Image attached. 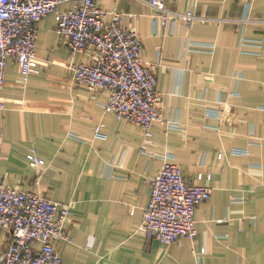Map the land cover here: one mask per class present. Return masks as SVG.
Wrapping results in <instances>:
<instances>
[{
    "label": "crops",
    "instance_id": "0c3cea01",
    "mask_svg": "<svg viewBox=\"0 0 264 264\" xmlns=\"http://www.w3.org/2000/svg\"><path fill=\"white\" fill-rule=\"evenodd\" d=\"M163 1L201 19L162 27L151 0L97 5L139 33L144 61L158 64L163 122L184 130L155 123L142 153L143 128L105 112L109 92L74 82L69 65L97 57L69 50L50 15L39 23L38 72L24 83L8 61L0 178L71 206L72 240L56 243L64 264H264V0ZM99 124L105 140L95 137ZM32 151L44 166L30 165ZM168 160L212 191L195 212L197 237L170 245L140 231L151 180ZM10 239L0 229V261Z\"/></svg>",
    "mask_w": 264,
    "mask_h": 264
},
{
    "label": "built area",
    "instance_id": "2783aa9c",
    "mask_svg": "<svg viewBox=\"0 0 264 264\" xmlns=\"http://www.w3.org/2000/svg\"><path fill=\"white\" fill-rule=\"evenodd\" d=\"M150 4L155 10L154 21L162 27L171 22L190 25L201 19L191 11L173 12L163 0H151ZM65 5L71 7L63 9ZM50 15L55 17L56 30L69 50L73 53L90 50L97 57L90 63L69 65L74 82L91 90H107L105 112L142 127L141 151L150 154L152 128L155 123L163 122L158 64L144 61L142 38L138 32L123 26V14L115 9H101L97 0H0V90L5 86L10 58L16 59L22 82L26 83L32 73L38 72L33 64L37 57L39 23ZM108 15L112 17L110 22L105 20ZM194 46L214 48L209 44ZM5 110L6 103L0 99V147ZM163 123L168 131L184 130L177 122ZM103 128L104 124L95 127L96 138H107ZM70 135L79 139L75 134ZM28 160L33 168L44 166V160L34 151L28 154ZM211 193L209 187L188 182L176 163L164 162L151 180V199L140 231L167 245L183 239L194 240L198 234L196 209L210 199ZM71 216L69 204L10 187L0 178V229L11 234L0 264H64L56 243L72 240L66 226ZM34 244H40V250Z\"/></svg>",
    "mask_w": 264,
    "mask_h": 264
}]
</instances>
